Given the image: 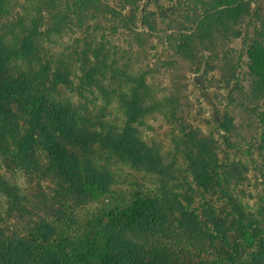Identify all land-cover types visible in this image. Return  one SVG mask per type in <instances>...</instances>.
Masks as SVG:
<instances>
[{"label":"trees","instance_id":"trees-1","mask_svg":"<svg viewBox=\"0 0 264 264\" xmlns=\"http://www.w3.org/2000/svg\"><path fill=\"white\" fill-rule=\"evenodd\" d=\"M250 1L214 0L196 28L181 35L179 52L193 59L200 50L215 48L217 35L229 33L246 16ZM107 2L69 0L61 7L53 0H0V140L12 142L28 163L39 144L48 158L44 175L56 179L79 205L100 200L115 182V175L98 165L99 157L83 160L72 148L89 152L95 147L108 159L140 167L155 179L158 197L128 208L116 207L96 240L78 246L72 255L68 253L71 242L60 238L57 227L44 220L40 228L31 230L29 238L10 232L1 224H7L9 218L4 216L6 208L0 206V264H264V231L257 230L261 224L250 218L246 205L232 192V184L244 181L245 168L239 163H223L215 133L184 123L178 100L157 95L148 80L150 70L131 75V86L119 90L102 83V71L97 67L84 64L76 70L69 56L47 59L37 71L25 67L44 54L52 32L70 20L72 12L101 10ZM47 13L52 19L46 25ZM249 60L258 96L263 98L264 47L253 45ZM112 72L119 74L116 68ZM78 74L82 82L95 87L102 100L118 103L125 117L122 125L82 113L69 98L58 97L62 87L73 86ZM13 106L27 115L24 125ZM152 115L180 125L170 154L166 155L160 144L148 142L139 130ZM259 120L264 126V112L259 113ZM228 124L223 123L219 130L228 133ZM262 141L264 145V131ZM181 157L187 163L186 178H193L204 189L207 201L200 207L194 206V197L178 192ZM0 194L8 211L20 217L31 214L27 199L1 174ZM259 209L264 217L263 198ZM56 218L74 222L73 216L62 210L56 212ZM233 234L242 235V239L231 242ZM256 242L258 250L244 258L243 247ZM205 255L217 257L205 260Z\"/></svg>","mask_w":264,"mask_h":264},{"label":"rangeland","instance_id":"rangeland-1","mask_svg":"<svg viewBox=\"0 0 264 264\" xmlns=\"http://www.w3.org/2000/svg\"><path fill=\"white\" fill-rule=\"evenodd\" d=\"M53 1L63 7L69 0ZM214 3V0H108L104 9L77 15L72 12L71 19L64 20L52 32V41L44 45V54L25 67L37 71L47 59L69 56L76 70L84 64L88 68L97 67L102 71V83L119 90L131 86V75L140 74L142 69L150 70L148 80L154 84L157 95L178 100L179 117L184 118V123L215 133L223 163H239L245 168L244 181L232 184V192L246 205L250 218L261 224L257 230L264 231V217L259 214L260 201L264 199V149H261L264 126L259 120V113L264 112V97L258 96L257 79L249 60L253 45L264 47V0H251L246 16L229 33L217 35L215 48L200 50L196 58L188 59L179 52L181 35L192 32ZM51 19L52 15L47 13L44 23L49 24ZM104 65L111 68H102ZM113 68L119 74H114ZM78 75L73 86L60 89L58 97L69 98L82 113L94 118L104 116L122 125L125 117L118 103L102 100L95 87L82 82L81 74ZM13 107L24 125L27 115ZM227 122L228 133L219 130ZM139 130L148 142L160 144L167 155L172 153V139L180 133V125L152 115ZM89 149L86 152L72 148L83 160L99 157L98 165L108 168L115 175V182L100 200L79 205L56 179L44 175L48 158L39 144L28 163L17 154L12 142L0 140V174L17 187L31 211L26 217L8 211L6 199L0 194V206L6 208L4 216L9 218L7 224L1 223L3 227L7 225L10 232L29 238L31 230L40 228L44 220L57 227L60 238L71 242L68 253L72 255L78 246L86 247L96 240L116 207L128 208L158 197L155 179L143 169L108 159L98 148ZM179 166L177 177L182 183L178 192L183 197H194V206L200 207L207 201L203 187L193 178H186L187 163L183 157ZM221 204L220 208L224 206ZM60 210L73 216L74 222L56 218ZM230 239L240 241L242 235L233 234ZM259 245L256 242L252 247L244 246L243 257L251 256ZM216 257L205 255L204 259Z\"/></svg>","mask_w":264,"mask_h":264}]
</instances>
